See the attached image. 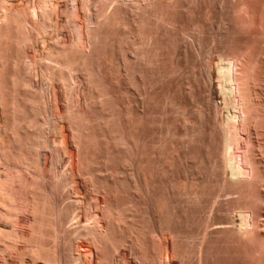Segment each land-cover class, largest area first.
Returning a JSON list of instances; mask_svg holds the SVG:
<instances>
[{
	"label": "bare ground",
	"instance_id": "6f19581e",
	"mask_svg": "<svg viewBox=\"0 0 264 264\" xmlns=\"http://www.w3.org/2000/svg\"><path fill=\"white\" fill-rule=\"evenodd\" d=\"M61 2L0 0V264H264V1Z\"/></svg>",
	"mask_w": 264,
	"mask_h": 264
},
{
	"label": "rangeland",
	"instance_id": "374dc122",
	"mask_svg": "<svg viewBox=\"0 0 264 264\" xmlns=\"http://www.w3.org/2000/svg\"><path fill=\"white\" fill-rule=\"evenodd\" d=\"M60 1H62L61 3L64 4L66 0H65V1L60 0ZM263 1H264V0H263ZM63 2H64V3H63ZM61 3H60V4H61ZM220 6H221V5H220ZM214 8H215V9H216V8L218 9L219 6H218V7H213V9H214ZM215 9H214L213 11H215ZM217 9H216V11H217ZM184 10H186V8H185ZM203 10H205V9H203ZM208 10H209V11H208ZM208 10L206 9V11H204L205 13L202 11V12L204 13L203 16L205 15V17H203V18H204L203 21L206 20L205 22H207V20H208V23L211 25V26L209 25V27H212V25H213V27H215L216 29H217V27H218V30H217V31H218V32H217L218 35H217V34H214V33L216 32V30H215V31H212V29L209 28V29H211V31L214 32V33L211 34V33L209 32V31H210V30H209L208 32H209L210 34L206 32V33H204V34H205L204 37H203V35H201V36H202V39L204 38L203 40H205V39L207 40V41H205V43H207V44L204 45V42L201 43L202 46H204V47H202V48H201V46H200L201 44H200V45H197V46L200 47V49H202V50L196 49V47H195V50H196V51L199 50V52L197 51V54L200 53V51H201V53H202L203 48H204V50H205L204 52H205L206 55H205L203 58H206V59H208V58L210 57V54H211V55H214V53L217 51V49H216V51H213V50H215V48L218 47V40H219V39H217V37H219V31H220L219 28H220V26H222L223 24H224V25H227V24L221 22L223 19H225V18L222 16L223 13H222L221 16H219V18L222 17L223 19H221L219 22L217 21V20H219L218 15H219L220 13H217V12L220 11L219 9H218L219 11H217V12H213V11H212V8H211V11H212V12H210V8H208ZM221 10H222V7H221ZM207 11H208V12H207ZM222 12H224V11L222 10ZM208 14H209L210 16H209ZM212 15H213V16H212ZM207 16H208V17H207ZM215 16H217V17H215ZM209 17H211V18H209ZM207 18H209V19H207ZM216 18H217V19H216ZM211 19H212V20H211ZM209 21H210V22H209ZM214 21H215V22H214ZM216 21H217L218 23H217ZM223 21H224V20H223ZM212 22H213V23H212ZM224 22H226V20H225ZM216 23H217V24H216ZM220 23H221V25H220ZM227 23H228V21H227ZM215 25H216V26H215ZM218 25H219V26H218ZM224 25H223V26H224ZM263 25H264V24H263ZM213 27H212V28H213ZM263 27H264V26H263ZM263 27H262V29H264ZM215 28H213V30H214ZM187 29L192 30V28H187ZM187 29H185V30H186V31H189V30H187ZM220 29H221V28H220ZM63 31H64V30H63ZM186 31H185V33H186L187 35H190V34L192 33L190 36H192V37L194 36V35H193V32H195L194 29H193L192 32L189 31L190 34H188V32H186ZM70 33H71V30H70V32H69V29H68V30L65 29V32H64V33L62 32V36H61V37H62V38L65 37V39H63L64 43L69 39L68 36L71 35ZM195 33H196V32H195ZM49 34H52V33L49 32ZM186 34H185V36H186ZM244 34H245V36H241V38H242V40H244V42L247 43V46H248V42H251V43H250V46H252V43H253V42H254V43H253L254 46L256 45L257 47H258V44H259V43L261 44V42H259V43L256 42V44H255V41H257L256 38L258 37V35H257L258 32H257V34L254 33L255 35H257V37H256V36L254 37V35H252L253 33H252L251 31H250V34H251V37H250V34H249V32H248V34H249V37H248V38L251 39V38L253 37L251 41H250L248 38H247V39H248L249 41H247V39H246L247 36H246V35H248V34L243 33V35H244ZM67 35H68V36H67ZM190 36H188V37L186 36L188 39H187L186 37H185V38H186L187 40H190V39H192V37L190 38ZM216 36H217V37H216ZM208 37L211 38V40H212V39H213V40L211 41ZM243 37H244V39H243ZM254 38H255V40H254ZM208 39H209V40H208ZM216 39H217V42H216ZM245 39H246V41H245ZM65 40H66V41H65ZM187 40H186V42H187ZM239 40H240L239 42L243 43V41H242L240 38H239ZM209 41H210V42H209ZM258 41H259V39H258ZM260 41H261V40H260ZM191 42H192V40H191ZM214 42H215V43H214ZM187 43H189V41H188ZM208 43H209V44H208ZM212 43H213L214 45H213ZM216 43H217V46H216ZM47 44H48V42H46L45 44H44V43H41V44H40V48H41V50L39 49L40 52H43V51H44L43 48H46V47L49 45V44H48V45H47ZM211 44H212V45H211ZM260 44H259V47H260ZM207 45H209L211 48H210V47H209L210 49L207 48ZM243 45H244V43H243ZM42 46H43V47H42ZM215 46H216V47H215ZM245 46H246V44H245ZM198 47H197V48H198ZM213 47H214V48H213ZM205 48L208 50V54H209V56H207L208 54H207V52H206L207 50H206ZM211 49H213V50H211ZM209 51H213V54H212L211 52H209ZM204 52L202 53V55L204 54ZM198 55H199V54H198ZM198 55H197V56H198ZM207 57H208V58H207ZM212 57H213V56H212ZM198 58H199V56H198ZM210 58H211V57H210ZM201 59H202V58H199V61H198V62H202L203 59H202V60H201ZM206 59H204L203 61H206ZM197 60H198V59H196V61H197ZM208 60H209V59H208ZM187 66H188V65H187ZM189 66H190V65H189ZM216 66H217V65H216ZM221 66H225V64H223V65H221ZM184 68H186V66H184ZM184 68H183V69H184ZM183 69H182V73H181V74H184V76H188V75H185V74H188V73L190 74V72H189L188 70L191 69V66L189 67V69H188V67L186 68V69H188V70H187L188 73H187V71H186L185 69H184V70H183ZM185 71H186V73H184ZM190 71H191V70H190ZM182 76H183V75H182ZM182 76L179 75V78L181 79ZM189 76H190V75H189ZM182 78H183V77H182ZM184 78H185V77H184ZM37 80H38V81H37ZM42 80H43V79H42ZM42 80H41V78H39V77H38V79H35V82H34V84H35V88L37 87V89H38V88L42 87V85H43L44 82H45V81L43 82ZM37 82H38V83H37ZM36 83H37V84H36ZM42 83H43V84H42ZM225 83H226V84H225ZM217 86H218L217 89L219 90V94H220V95H221L220 92H221V91L223 92V90H224V93L226 92V93H230V94H231V92H230V90H231V86H230V84L228 85L227 82H223V83L221 82V84H219V82H218V83H217ZM228 89H229V90H228ZM230 94H229V95H230ZM230 96H231V95H230ZM229 110H230V111H229ZM230 112H231V115H232L234 112L236 113V111H234V110L232 111V109H226V110H225V116H227V115H228V116H231V115H230ZM0 118H1V116H0ZM243 141H244V138H242V139L240 140L241 143H242ZM61 169L63 170L62 167L60 168V171H62ZM21 218H22V217H21ZM23 220L25 221L24 217L21 219V221L24 222ZM237 220H240V217H239V216L237 217ZM0 245H1V244H0ZM11 260H15V259H12V258H11ZM0 261H1V258H0Z\"/></svg>",
	"mask_w": 264,
	"mask_h": 264
}]
</instances>
